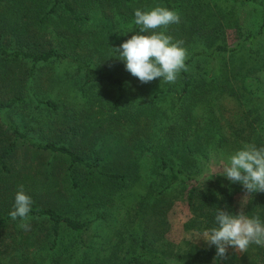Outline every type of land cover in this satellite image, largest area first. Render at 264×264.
Returning <instances> with one entry per match:
<instances>
[{"label":"rangeland","instance_id":"rangeland-1","mask_svg":"<svg viewBox=\"0 0 264 264\" xmlns=\"http://www.w3.org/2000/svg\"><path fill=\"white\" fill-rule=\"evenodd\" d=\"M77 1L79 0H65L80 16L77 23L69 20L68 15L58 7V15H52L42 26L35 24L30 33L31 37L34 34L40 42L38 49L43 45L45 49L52 48L81 61H87L100 71L114 74L123 72L131 79V74L125 69V62L120 60L119 53L114 49L136 34L130 23L134 11L139 9L140 0H90L85 13ZM194 1L196 4H193ZM49 3L50 0L44 1L45 5ZM172 5L175 7L173 11L180 14L181 22L169 25L165 34L170 35L174 41L184 42L187 59L201 51L208 54L205 57L195 56L194 61L186 66L187 71L194 78H206L212 71V74L222 76V85L229 84L238 95L237 99L226 95L220 97L214 95L215 92L209 97L204 95L191 111V118L205 122L206 125L211 119L220 122L223 125V133L227 135L234 133L238 127L241 128L240 132L245 130L239 121L240 116H254L256 112L264 115V0H172ZM155 6L163 4L152 0L144 10H151ZM202 8H209L212 13H216L220 27L213 24L208 25L207 29L217 27L218 33L212 35L204 28L205 15L193 20L195 27L191 20L187 19L188 15L195 16L194 13ZM158 31L165 30L161 28ZM248 36H253L254 39L249 40ZM8 38V42L4 43L6 50L30 51L28 40L24 44L17 36ZM212 38L227 50L219 56L215 54L213 58L209 56L213 50L210 44ZM33 41L35 40L31 39L29 45ZM250 41L253 43L250 44ZM30 67L31 64L27 63L22 64L21 68L28 71ZM16 71L18 74L19 70ZM232 73L235 76H232ZM158 81L160 82V78ZM18 82L16 76L13 87H7L0 94L1 99L8 102L19 94V88L22 87L21 96L24 100L23 104L17 103L0 114V152L9 147L10 141L17 143L16 153L11 156L9 164L18 174V183L25 180V193L32 201L39 194H43L33 190L30 176L48 173L51 170L48 163L57 164L58 159L52 154L34 151L12 134L11 127H16L35 142L64 145L86 161L104 159L103 163L114 170L116 167L127 168L139 162L141 175L144 177L147 173L151 163L150 157L147 155L141 158L139 154L146 147V136H154L157 129L154 121L145 125V116L138 114L140 105L144 102L142 98L133 99L126 92L119 93L115 87L107 84L84 86L82 76L76 74L74 68L67 63L37 64L34 77L22 78L19 84ZM250 82L252 85H249ZM121 95L120 104L117 105V97ZM43 98L54 102L56 109L48 110L45 106L35 105L34 99ZM136 115L139 116V122L136 124L140 128L136 131L138 133L130 134V129L135 127L132 126V118ZM161 129L162 126L159 125V131ZM122 134L126 135L123 139L120 137ZM230 155L231 153H228V156ZM215 161L216 158L209 159L204 169L205 175L219 173L222 163L219 166ZM219 180L222 185L228 181L224 176ZM233 185L240 190L234 195L235 206L240 211L241 206L246 207L249 196L243 199V186L238 183ZM124 192L122 199L115 198L107 206L89 210L81 215L88 220L93 219L96 214L102 216V219L95 223V237L87 249L76 244L73 235L63 227L55 240L46 221H27L30 230L21 228V222L8 223L0 227V260L11 264H24V261H27L26 264H50L52 260L49 258L55 257L61 260L60 264H93L104 239H118V233L123 234L130 221H136L134 215L140 209L139 204L137 205L140 195L144 196L148 192L153 196L147 203L146 210L159 205L158 194L147 187L145 180L136 188ZM7 204L10 205L9 202ZM70 217L77 215L70 214ZM192 218L193 214L185 201V192L174 189L160 203V208L154 211L149 224L155 229L164 228L165 238L172 244L177 245L186 240L192 245L209 247L199 239L200 234L204 232L202 226L193 224L192 228L186 230V225H190ZM130 230L132 231L131 228ZM33 234L39 238L45 249L43 258L38 254L41 258L36 255L30 260L26 259V254L31 253L27 249L32 246L24 239L29 235H32V238ZM17 240L19 243L15 242ZM53 241L55 248L49 250L48 247ZM247 251L256 256L257 264H264V247L253 244ZM245 254L246 252L239 253L229 248L227 259L236 264L242 262Z\"/></svg>","mask_w":264,"mask_h":264},{"label":"trees","instance_id":"trees-1","mask_svg":"<svg viewBox=\"0 0 264 264\" xmlns=\"http://www.w3.org/2000/svg\"><path fill=\"white\" fill-rule=\"evenodd\" d=\"M44 1L48 0H39V2L0 0V94L7 87H13L16 76L19 80L17 84L22 78L34 77L37 64L67 63L74 68L76 74L82 76L84 86L107 84L115 87L119 93L126 92L133 99L142 98L144 102L140 105L138 114L145 116V125L149 121H154L157 131L152 137L146 136L144 140L146 147L139 154L141 158L149 155L151 160L149 169L143 177L139 162L127 168L110 169L107 164L103 163L104 159L86 161L64 145L35 142L16 127H11L12 134L17 139L23 140L34 151L46 152L58 159L57 164L48 163L51 169L48 173L30 176L33 190L43 195L39 194L33 201L28 221L30 223L32 221L48 222L49 230L55 240L63 227L73 235L76 244L87 249L95 237V223L101 220L102 216L96 214L93 219L88 220L82 218L81 215L89 210L107 206L115 198L116 200L122 199L124 191L136 188L145 180L147 187L153 189L156 195L158 194L159 205L146 210L147 203L153 196L148 192L144 196L140 195L137 202L140 209L134 215L136 221L131 220L129 226L123 230V234L118 233V239H104L93 264H213V258L216 256L215 246L201 247L192 245L186 240L177 245L172 244L165 238L166 230L151 227L149 219L174 189L185 192L186 204L193 214V218L189 221L190 225H186V230L192 228L193 224L202 226L204 231L215 227L217 208L237 214L239 209L235 206L234 195L240 190L229 180L222 185L219 180L222 175H217L219 173L205 175L204 169L211 158H216L215 162L220 166L227 160L228 153L233 154L245 143L264 147V115L256 111H254L256 112L254 116L243 114L244 117L240 116L239 121L245 130L240 132L241 128L238 127L234 133L227 135L223 133V125L220 122L211 119L206 125L205 122L191 118V111L204 95L209 97L215 92L214 95L220 97L226 95L232 99L238 98L236 91L229 84H221L222 76L214 75L212 71L206 78L205 76L194 78L188 71H182L179 79L174 83H165L161 80L159 82L157 78L152 82L142 84L132 75L129 79L123 72L114 74L100 71L87 61H81L79 58L68 56L52 48L45 49L43 45L39 50L40 42L34 34L31 37L30 33L35 24L42 26L52 15H58V7L74 23L80 19V16L76 14V9L65 0H50V3L46 5ZM90 2V0L77 1L83 13ZM157 2H162L163 6L170 10L175 8L172 0H157ZM138 3L139 9L144 10L152 3V0H140ZM193 4L196 2L194 1ZM194 14L195 16L188 15L187 17L194 27L196 24L193 20L204 15L203 23L206 25L204 28L207 29L208 25L213 24L220 27L216 13H212L209 8H202ZM85 16L89 17L86 14ZM130 24L136 32L139 31V27L135 24V17L131 18ZM217 27L212 30L208 27L207 30L214 35L218 33ZM190 35L193 34L190 33ZM9 36L19 37L24 44L28 40L27 46L30 51L6 50L4 43L8 42ZM247 38L254 39L253 36ZM31 39L35 41L29 45ZM252 43L253 41H250V44ZM210 44L213 46V50L209 53L212 58L215 54L219 56L227 51L223 45L214 41V38ZM206 55H208L206 51L193 54L185 61L186 66L194 61L195 56L205 57ZM27 63L31 64L28 71L21 68L22 64ZM212 66L214 69V65ZM16 69L19 70L18 74ZM232 76L235 74L232 73ZM250 84L252 85L251 82ZM244 87L243 85L242 88ZM22 93L23 89L20 87L19 94L8 102L0 97V114L6 109L13 108L17 103L23 104ZM262 94L264 95V90ZM121 97L122 95L117 97V105L120 104ZM34 102L35 105L45 106L48 110L56 109L55 103L46 98L34 99ZM138 118V115L132 118V126L135 127L130 129V134L138 133L136 132L140 128L136 124L139 122ZM159 125L162 126L160 131ZM125 136L120 135L121 139ZM16 146L15 141H10L9 147L0 152V227L8 223L21 222L19 218L12 220L9 215L14 210L15 194L19 186L25 183V180L18 183V174L9 164L16 153ZM24 190H27L25 185ZM244 211L249 216H259L264 221V193L249 195ZM70 214H76L77 217H70ZM31 236L24 239L32 246L27 249L31 253L26 254V259L31 260L38 254L43 258L45 247L35 234L32 238ZM18 240L15 242L19 243ZM54 243L55 241L48 247L49 250L55 248ZM242 258V262L236 264H257L256 256L250 251H247ZM49 259L52 260L50 264L61 263V260L55 257ZM26 262L24 261V264ZM0 264H11V262L7 263L1 259ZM217 264L235 263L225 259L218 261Z\"/></svg>","mask_w":264,"mask_h":264},{"label":"clouds","instance_id":"clouds-1","mask_svg":"<svg viewBox=\"0 0 264 264\" xmlns=\"http://www.w3.org/2000/svg\"><path fill=\"white\" fill-rule=\"evenodd\" d=\"M134 17L139 31L114 49L119 53L120 60L125 62L126 71L142 84L157 78L161 82L174 83L182 71L188 70L185 63L187 50L182 40L174 41L165 32L169 25L181 22L180 14L164 6H155L151 10L136 9ZM161 28L165 31H158ZM218 172L217 175L224 176L231 183L243 186V199L255 193H264V147L245 143L222 162ZM32 203L24 186L20 185L15 194L14 210L9 215L14 221L19 218L20 227L24 230H30L27 221ZM215 224L199 238L209 247L215 246L213 264L227 259L229 248L245 253L253 244L264 247V221L259 216L246 214L242 206L237 214L217 208Z\"/></svg>","mask_w":264,"mask_h":264}]
</instances>
